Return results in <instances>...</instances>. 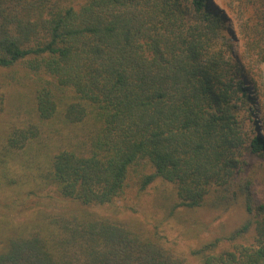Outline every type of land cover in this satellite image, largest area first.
Listing matches in <instances>:
<instances>
[{
  "label": "trees",
  "instance_id": "16d2710c",
  "mask_svg": "<svg viewBox=\"0 0 264 264\" xmlns=\"http://www.w3.org/2000/svg\"><path fill=\"white\" fill-rule=\"evenodd\" d=\"M230 3L0 0L12 81H0V181L18 187L14 168L42 157L49 181L37 186L56 194L36 210L18 193L0 200V264H188L162 237L93 209L157 180L169 214L237 204L248 215L231 247L192 249L199 264H264V201L247 174L264 141L244 117L256 109L251 74L264 77V0ZM17 202L35 217L16 222Z\"/></svg>",
  "mask_w": 264,
  "mask_h": 264
},
{
  "label": "rangeland",
  "instance_id": "374dc122",
  "mask_svg": "<svg viewBox=\"0 0 264 264\" xmlns=\"http://www.w3.org/2000/svg\"><path fill=\"white\" fill-rule=\"evenodd\" d=\"M210 1L211 0H207ZM217 1L219 4L221 1L230 5V0H212ZM225 9L227 15L231 16L228 8ZM228 31L235 34V39L232 41L231 50L235 56L240 55L239 41L236 29L233 24L226 25ZM7 73V70L0 69V81L12 82L9 78H5L2 74ZM251 74V73H250ZM257 81L256 87H247V92L253 99L252 104L256 109L249 110L244 113L246 127H249L254 134H259L264 141V77L257 74H251ZM13 85H15L13 83ZM9 89L7 87L6 95H16L17 88L13 86ZM16 90H14V89ZM7 98V97H6ZM6 116L7 115H0ZM3 122L0 123V128L3 127ZM250 168L248 171L249 177L253 180L254 198L264 201V155L261 158H250ZM24 166V167H23ZM46 162L42 157H31L28 161H23V164L14 168L13 177L18 187L5 186L0 181V200L10 202L13 195L19 194L20 200L24 198L27 204H33V210L42 208L43 204L47 202V198H41L46 192L53 193L52 186H46L40 188L37 186L45 184L49 181L46 179ZM161 181L157 180L152 183L146 190L142 192L136 191V188H128L122 197L116 198L111 205L104 207L93 208L97 212L110 215L113 218H117L130 223L131 225L138 227L139 231L144 232L147 235H158L162 237L163 242L172 248L177 254L185 257L188 264H199L198 259L191 255L190 251L201 246L204 243L218 239V249H224L231 247L233 241H230L227 237L230 233L241 226L246 221L248 215L244 209L237 204H233L227 208L212 209L209 207H200L196 209H179L173 214H169L168 208L169 202L165 201L161 188ZM11 187V188H9ZM20 187V188H19ZM38 187L39 191L35 188ZM29 189L34 190L36 196L27 197ZM51 190V191H48ZM57 199V198H56ZM58 200V199H57ZM56 207H69L68 201L59 200ZM56 203V202H55ZM19 211L12 213L16 222L23 221L25 219L31 220L34 218V212L26 211L22 212L20 208L22 206L15 204ZM39 205V207H38ZM251 236L248 235L247 239L237 238L234 242L240 244H248Z\"/></svg>",
  "mask_w": 264,
  "mask_h": 264
}]
</instances>
